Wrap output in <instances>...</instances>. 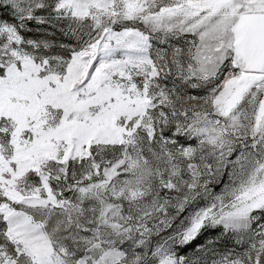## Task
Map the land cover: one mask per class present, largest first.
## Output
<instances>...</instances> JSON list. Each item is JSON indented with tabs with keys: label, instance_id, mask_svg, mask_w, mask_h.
<instances>
[{
	"label": "snow or ice",
	"instance_id": "snow-or-ice-1",
	"mask_svg": "<svg viewBox=\"0 0 264 264\" xmlns=\"http://www.w3.org/2000/svg\"><path fill=\"white\" fill-rule=\"evenodd\" d=\"M0 264H264V0H0Z\"/></svg>",
	"mask_w": 264,
	"mask_h": 264
}]
</instances>
